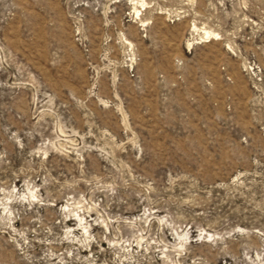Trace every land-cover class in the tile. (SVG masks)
<instances>
[{
    "label": "rangeland",
    "instance_id": "rangeland-1",
    "mask_svg": "<svg viewBox=\"0 0 264 264\" xmlns=\"http://www.w3.org/2000/svg\"><path fill=\"white\" fill-rule=\"evenodd\" d=\"M0 264H264V0H0Z\"/></svg>",
    "mask_w": 264,
    "mask_h": 264
},
{
    "label": "bare ground",
    "instance_id": "bare-ground-1",
    "mask_svg": "<svg viewBox=\"0 0 264 264\" xmlns=\"http://www.w3.org/2000/svg\"><path fill=\"white\" fill-rule=\"evenodd\" d=\"M136 13H137V15L139 14V11L137 10L136 11ZM143 24L145 23V22H142ZM204 35L206 36H203L202 38L204 39V38H207V39H209V40H207V42H209L211 39H219L220 37H219V34H217V33H215V32H213V31H211V30H205L204 31ZM129 45H132V43L131 42H129Z\"/></svg>",
    "mask_w": 264,
    "mask_h": 264
}]
</instances>
